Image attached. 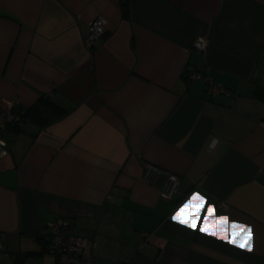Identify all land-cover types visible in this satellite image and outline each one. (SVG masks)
Segmentation results:
<instances>
[{"label": "crops", "instance_id": "obj_1", "mask_svg": "<svg viewBox=\"0 0 264 264\" xmlns=\"http://www.w3.org/2000/svg\"><path fill=\"white\" fill-rule=\"evenodd\" d=\"M1 98L21 119L0 161V264H54L57 218L95 242L94 264H264V0H0ZM193 193L189 228L172 216ZM208 206L251 228V251L200 231Z\"/></svg>", "mask_w": 264, "mask_h": 264}, {"label": "built area", "instance_id": "obj_2", "mask_svg": "<svg viewBox=\"0 0 264 264\" xmlns=\"http://www.w3.org/2000/svg\"><path fill=\"white\" fill-rule=\"evenodd\" d=\"M107 18L99 15L92 19L87 31L83 37V44L86 49H92L97 40L105 32ZM208 45L205 39H197L192 49L195 51H203ZM188 79H202L206 85V92L214 96L216 94L225 93V90L212 78L201 73H189ZM20 102L17 98L0 99V161L4 159L9 151L7 148L8 141L6 138V130L9 126L20 122L21 116L19 112ZM161 175V170L153 164L147 163L143 166L142 181L145 183H154ZM178 178L175 174H167L165 182L159 193L164 200H171L177 192ZM49 235L45 252L55 258L54 264H94L95 242L89 243V240L71 230L70 224L63 218L52 220L48 224Z\"/></svg>", "mask_w": 264, "mask_h": 264}, {"label": "snow or ice", "instance_id": "obj_3", "mask_svg": "<svg viewBox=\"0 0 264 264\" xmlns=\"http://www.w3.org/2000/svg\"><path fill=\"white\" fill-rule=\"evenodd\" d=\"M205 204L206 200L202 195L199 193H193L191 197L174 213L172 219L192 228L193 224L200 220ZM185 215L188 216L187 220L184 219ZM200 231L210 236H217L240 248H246L248 251L252 250L251 228L235 221L229 223V218L227 216L216 217L214 206H208L207 214L203 217V225L200 228ZM229 236H231V239H229Z\"/></svg>", "mask_w": 264, "mask_h": 264}, {"label": "trees", "instance_id": "obj_4", "mask_svg": "<svg viewBox=\"0 0 264 264\" xmlns=\"http://www.w3.org/2000/svg\"><path fill=\"white\" fill-rule=\"evenodd\" d=\"M124 12H128V9L126 10V8H124ZM42 103L40 102V104H38V106H33L32 108H30V112H36V113H38V111H37V109L40 107V105H41ZM47 245V244H46ZM46 250V246H45V249H44V251ZM29 255H34L33 253H29Z\"/></svg>", "mask_w": 264, "mask_h": 264}]
</instances>
